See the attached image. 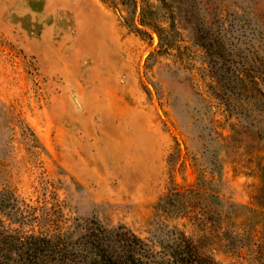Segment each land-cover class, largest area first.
<instances>
[{"label":"rangeland","instance_id":"obj_1","mask_svg":"<svg viewBox=\"0 0 264 264\" xmlns=\"http://www.w3.org/2000/svg\"><path fill=\"white\" fill-rule=\"evenodd\" d=\"M115 1L0 0V264L119 227L264 264V0Z\"/></svg>","mask_w":264,"mask_h":264},{"label":"trees","instance_id":"obj_2","mask_svg":"<svg viewBox=\"0 0 264 264\" xmlns=\"http://www.w3.org/2000/svg\"><path fill=\"white\" fill-rule=\"evenodd\" d=\"M106 1L111 7L117 8L115 0ZM128 2L132 6V14L139 15L140 25L142 27L150 26L145 14V6L137 7L135 0ZM119 16L121 15L119 14ZM131 29L139 35L148 36L144 30L138 29L136 26L131 27ZM160 47L163 50L172 48L171 44L168 43H163ZM257 92L258 99L260 97L264 99V94L261 91ZM261 182V191H264V179ZM3 232H0V237H3ZM32 238L36 239L33 236L29 237V239ZM185 248L186 246H183V251L178 248L173 249L171 253H168L170 259H167L165 252L155 251L152 245L139 239L125 228L119 227L113 230H100L99 233H90L83 237L81 243L78 241L71 243L65 257L71 263H76L79 260V264H203L200 259L190 253L189 255L184 253V255ZM188 249L190 251V248Z\"/></svg>","mask_w":264,"mask_h":264}]
</instances>
